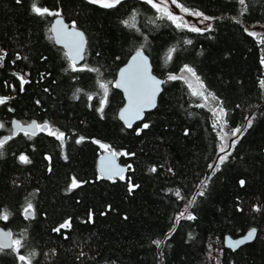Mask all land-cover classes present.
<instances>
[{"label": "trees", "instance_id": "obj_1", "mask_svg": "<svg viewBox=\"0 0 264 264\" xmlns=\"http://www.w3.org/2000/svg\"><path fill=\"white\" fill-rule=\"evenodd\" d=\"M176 2L192 16L168 19L148 0L112 8L0 0V98H8L0 136L11 137L0 147V223L21 241L0 250V264H19L20 255L31 264H264L263 47L250 29L264 25V0ZM34 5L52 14H36ZM56 13L85 33L76 64L83 71H73L54 42ZM137 49L150 56L163 89L129 127L118 116L124 97L115 80ZM186 66L224 108L230 129L250 118L224 153L211 109L181 76ZM14 118L47 127L12 134ZM104 150L127 166L123 179L99 174ZM187 206L195 220L181 216ZM251 228L254 239L224 245L228 234Z\"/></svg>", "mask_w": 264, "mask_h": 264}, {"label": "snow or ice", "instance_id": "obj_2", "mask_svg": "<svg viewBox=\"0 0 264 264\" xmlns=\"http://www.w3.org/2000/svg\"><path fill=\"white\" fill-rule=\"evenodd\" d=\"M19 2V0H18ZM92 3H101L103 7L105 8H112L115 7L116 4L121 3V0H91ZM149 3H153L154 7H157L158 9H160V4L154 3V0H148ZM173 2L175 3L176 0H173ZM161 3H164V0H161ZM240 4H244L245 0H239ZM184 11H187V9H183ZM33 11L38 14V15H45V14H52L49 13L48 9H41L39 7H36L35 5L33 6ZM165 15L167 16L168 19L171 20H176L178 19V17L172 15L170 12L167 11L166 8L163 9ZM58 15V13H56ZM196 15H203L202 13H195ZM58 23H61L60 21H58ZM127 23V22H125ZM181 25H177V27H180ZM65 28L67 26H64ZM192 31H201V29L199 28H192ZM68 36H74L77 39L73 41L72 44L69 45V47L72 49V51H70L69 56L72 58V64L70 65L71 69L73 71H83L85 70V67H81V68H76V59H83V47H84V38H83V33L80 32H74V33H65ZM253 35H256L255 33H252ZM61 43H63V40H61ZM188 43H191V41H188ZM74 53V55H73ZM134 59H138L139 63H137L134 66V71H132L130 74H126V73H121V77L122 80L121 82H118L116 84V87H125L127 86V89L129 91V101L130 104L134 107L135 109V117L136 118H140L141 117V113L143 112L145 107H151L154 106V96L157 89V85L159 84V81H156L154 78L150 77L147 73V65H146V57L143 56V54L141 52H137L136 54V58ZM3 62V57L0 56V64H2ZM92 71H95L93 69H89ZM186 70L188 72H192L194 73V70L187 67L186 66ZM170 79H178V77L172 76L170 77ZM22 80V84L26 83L27 81L23 80V77H21ZM102 88L105 89V95L107 93V85H101ZM23 90V89H22ZM202 95V93H200ZM8 98H0V104L5 103V101ZM100 111H103V108L100 109ZM128 111V110H126ZM223 114V112H222ZM40 127V128H44L47 127V125L45 124L44 126H40V125H36L35 122H33V125H30L29 127ZM129 127H131V122H129ZM249 126H251V121H249ZM149 127L148 124H144L143 128H147ZM142 130V129H141ZM241 129L240 128H236L235 130H233V135L240 133ZM34 134V133H33ZM53 135H55V133H52ZM64 133H60L59 137L63 138ZM9 139H11V137H9ZM81 140H83V137H81ZM4 141H0V147L3 146ZM221 152H224L225 149L224 147H221L220 149ZM227 156H221L219 163L223 164L225 162V160L227 159ZM20 160L24 163H29V159L26 156H21ZM211 167V165H210ZM124 169H109L105 174L107 175V177L109 179H112L113 176H120L121 179H123L122 173H123ZM153 171H155V169H153ZM240 183L243 185L245 182L244 181H240ZM206 186V185H205ZM72 188H76L79 187V183L73 179ZM203 191H201L199 193V195H203ZM177 195H179V193H177ZM193 203H195V201L193 200ZM32 209V205L29 204L28 208L26 209V211L31 210ZM184 213H181V216H183ZM3 219H7V216L2 217ZM187 219L188 220H195L196 216L189 214L187 215ZM69 225H62L61 227H67ZM55 231L59 232L60 229L57 228L55 229ZM255 234H256V229H252L248 235L246 237H244L243 239L239 240V241H235V242H230V246L231 247H237L240 244L245 243L246 241H250L252 239L255 238ZM157 244H159V241H156ZM15 244L17 246H19L21 244V241L19 240H15L12 241L11 243H5V242H0V250H3L4 248H11L12 245ZM19 260L21 261H25L26 258L23 255H20ZM27 264H31L30 261H27Z\"/></svg>", "mask_w": 264, "mask_h": 264}, {"label": "water", "instance_id": "obj_3", "mask_svg": "<svg viewBox=\"0 0 264 264\" xmlns=\"http://www.w3.org/2000/svg\"><path fill=\"white\" fill-rule=\"evenodd\" d=\"M58 21H60L61 23H58ZM51 23H52L51 24V34H53L55 44L62 46L64 48V50L66 51V53L69 55L71 50L69 49L68 45L72 44L73 41L76 40L77 38L74 36H68L65 33H74V32L83 33L82 29L80 27L76 26L75 24H71L70 22L65 20L61 14L55 15V17L53 18ZM64 26H67V27L65 28ZM83 38L85 41V33H83ZM61 40H63V43H61ZM85 51H86V44L84 43L83 59L85 57V55H84ZM137 52H141L143 54V56L146 57L147 73L150 77L154 78L156 81H159V84L157 85L158 90L156 91L155 96H154V106L145 107L143 112L141 113L140 118L135 117V109L130 104L129 91L126 90L127 86L118 87L122 91V94L124 97V103L120 107V110L118 111V116H119V119H121L122 122L124 124H127V125H129V122H131V125H132L137 120L143 119L144 113L146 112V110L154 109L157 105L159 94L161 93V91L163 89V84H162L163 83V77H160L157 73L153 72V65L151 63L150 56L147 54V52H145L141 49H137V50L133 51V53L128 57V59L118 69V71L116 73L117 76H116V80H115V85L118 82H121V80H122L121 73L130 74L132 71H134V66L137 63H139L138 59H134V58H136ZM73 55H74V53H73ZM83 59H76V64H79V62H81ZM71 60H72V58H71ZM126 110H128V111H126ZM125 114H127L128 116H126ZM33 122H35V124L38 125V122H36V120H32L29 122H22L18 118L12 119L11 120L12 134H17L19 131H23V130L30 132V133L31 132L32 133L37 132L38 127H35V126L29 127L30 125H33ZM7 137H8V134L2 135L0 137V141H4ZM97 164H98L99 174H101L103 177H107V175L105 173L108 170H106V169L104 170V167H107V165H109V166L111 165V169H115V170L124 169L122 175L125 174V171L127 169V166L124 163L120 162L117 154L111 150H104V152L98 157ZM113 178H116V176H113ZM24 215L31 217L33 215V211L32 210L25 211ZM252 229H255V228H251L249 231H247L243 235H240L239 237H233L230 234H228L227 236L224 237V245L227 247H231L230 242H235V241H239V240L243 239L244 237H246L248 235V233ZM12 241H13L12 231L0 223V242L11 243ZM246 242H248V241H246ZM239 246H237V247H239ZM12 247H13V245H12ZM237 247H231V248H237ZM4 249H10V248H4ZM19 264H27V263L25 261L20 260Z\"/></svg>", "mask_w": 264, "mask_h": 264}, {"label": "rangeland", "instance_id": "obj_4", "mask_svg": "<svg viewBox=\"0 0 264 264\" xmlns=\"http://www.w3.org/2000/svg\"><path fill=\"white\" fill-rule=\"evenodd\" d=\"M154 3L160 4V11L162 13H164L163 9L166 8L167 11L170 12L172 15L183 20H186L188 17L192 16L191 11L189 10L184 11L183 10L184 8L181 7L177 2L174 3L173 0H164V3H161V0H154ZM250 29L252 33L256 34L255 36L258 37L260 43L262 44L261 46L263 47L262 61L264 65V25L254 24ZM180 72H181V76H183L186 82L190 85V89L192 93L199 99L200 104L202 103L211 109L212 115L214 116V124L216 126V130L219 136L220 149L221 147H224L225 150L231 149V146L235 143L236 138L242 132V129L249 123L250 118L248 120L246 119L244 123L245 124L244 127L242 126V127H235L234 129H230L228 125H226L224 108L221 106V104L218 103L217 98L212 93H209L207 91L204 83L201 82L200 78L196 75V73L194 72L195 74H193L192 72H188L186 70V67H184ZM200 93H202V95ZM236 128H240L241 131L240 133L233 135V130H235ZM187 210H188V206L185 207L183 213L189 215ZM15 240L16 238L13 237V241ZM13 247L17 248L18 246L13 244Z\"/></svg>", "mask_w": 264, "mask_h": 264}, {"label": "bare ground", "instance_id": "obj_5", "mask_svg": "<svg viewBox=\"0 0 264 264\" xmlns=\"http://www.w3.org/2000/svg\"><path fill=\"white\" fill-rule=\"evenodd\" d=\"M57 32V31H56ZM59 36V35H58ZM68 45V44H67ZM68 47H69V45H68ZM69 49L72 51V49L69 47ZM127 88V87H126ZM126 116H128L127 114H125ZM109 170V169H111V165L109 166V165H107V167H104V170Z\"/></svg>", "mask_w": 264, "mask_h": 264}, {"label": "flooded vegetation", "instance_id": "obj_6", "mask_svg": "<svg viewBox=\"0 0 264 264\" xmlns=\"http://www.w3.org/2000/svg\"><path fill=\"white\" fill-rule=\"evenodd\" d=\"M38 130H39V128H38ZM38 130H37V132H38ZM11 132H12V126H11ZM23 132H25V130H23ZM37 132H36V133H37ZM5 134H8V137L10 136V133H3L2 135H5ZM2 135H1V136H2ZM1 136H0V137H1ZM8 137H7V138H8ZM7 138H6V139H7ZM6 139H5V140H6ZM5 140H4V141H5Z\"/></svg>", "mask_w": 264, "mask_h": 264}]
</instances>
